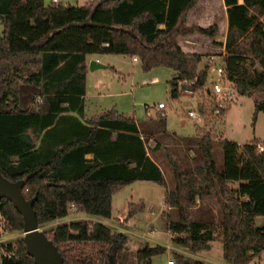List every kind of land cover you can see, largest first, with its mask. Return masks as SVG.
Instances as JSON below:
<instances>
[{
    "label": "trees",
    "instance_id": "16d2710c",
    "mask_svg": "<svg viewBox=\"0 0 264 264\" xmlns=\"http://www.w3.org/2000/svg\"><path fill=\"white\" fill-rule=\"evenodd\" d=\"M197 2L90 0L71 5L0 0V173L12 181L24 179L25 198L37 194L33 209L39 226L73 214L110 218L117 188L137 179L152 180L165 186L164 203L177 211V219L167 220V228L182 234L173 238L179 246L197 252L209 249L217 239L229 264H248L264 250V225L255 223L256 217H264V148L259 150L253 139L243 143L240 152L237 141L217 136L205 126L212 120L214 103L207 92L208 76L198 69L202 54L186 52L178 43L182 35L213 36L217 31L215 24H187ZM223 2L228 20L227 74L238 95L252 97L255 113L264 112V0ZM244 36L250 39V52L260 58L261 69L247 66L245 52L236 43ZM94 52L137 56L145 70L157 65L173 68L177 73L170 80L172 96H177V78L197 77L192 87L207 97L197 106L204 116V127L197 128L203 161L182 169L169 157L172 188L166 187L162 171L147 154L133 117L115 109L85 120L68 113L83 111L85 55ZM37 95L45 96L46 110L38 107ZM29 129L40 134L37 145ZM216 138L223 153L221 169L213 153ZM87 153L92 156L86 157ZM206 193L214 195L223 213L217 230L193 220L189 212L195 197ZM134 213L129 209L127 217ZM0 216L5 231L22 232V216L5 197L0 198ZM44 233L65 264H120L125 257L126 235L100 222L74 221ZM84 242L91 243L95 260L74 255L73 244ZM5 251L2 264H34L22 239L8 244ZM164 252L160 245H146L136 252V259L153 264L152 258ZM173 258L205 264L178 253Z\"/></svg>",
    "mask_w": 264,
    "mask_h": 264
},
{
    "label": "rangeland",
    "instance_id": "374dc122",
    "mask_svg": "<svg viewBox=\"0 0 264 264\" xmlns=\"http://www.w3.org/2000/svg\"><path fill=\"white\" fill-rule=\"evenodd\" d=\"M44 1L48 3L51 0ZM88 1L90 0H61L62 3L71 5H83ZM187 24L204 27L217 25V31L213 36L194 32L182 35L178 39L181 48L202 54L198 69H203L205 61L212 56L216 60L224 54L225 58L228 56L229 51L225 47L228 24L223 0H198L187 15ZM249 40L248 36H244L236 43L245 52L247 66L251 69H261L260 58L249 50ZM85 56L88 68L91 60L104 65L94 70L87 68L85 89L89 111L115 109L138 121L142 127L147 150L162 169L167 186L170 188L173 186L169 157L177 161L181 167L192 168L201 164L199 151L193 143L195 138L185 140L183 147L170 136L155 135L153 132L155 129H166L174 132L176 136H195L196 124H198L197 128H203V123L188 116L186 112L190 108L196 110L198 103L207 98L202 92L193 96L185 94L172 96L170 80L175 75V71L171 67L157 65L145 70L140 60L133 61L132 56L117 53L94 52ZM27 71L28 69L24 73L26 74ZM158 102L166 105L165 115H160L157 109ZM209 118L212 120H209L205 126L213 128L217 136L227 137L239 143L257 139V143L264 146V112L255 113L251 96L237 94L219 120H215L211 115ZM147 131L149 135L146 134ZM218 142L217 138L214 139L213 153L220 167V142ZM156 143L160 144L158 148ZM189 144L191 150L188 148ZM163 191V186L155 181L135 180L113 192L110 218L98 216L93 219V216L84 214L90 219H81L76 216L77 214H73L69 215L67 220H55L40 226V229L44 232L51 231L58 225L74 221L100 222L112 231L122 232L127 237L122 250L125 257L119 259L120 264H140L137 262L136 252L146 245H160L165 248L164 253L152 258L153 264H166L167 259H174V253L190 256L205 264H229L223 258L222 242L217 239L210 243L209 249L197 252L174 242L173 238L182 234L168 230L167 220H176L178 214L175 210H169L167 205L166 207L163 205ZM190 208L189 212L193 220L209 223L216 230L223 220L222 210L212 193L196 196ZM129 209L135 210V213L128 218ZM255 223L257 226L264 225V217H256ZM9 233L3 229V220H1L0 253H6L8 244H13L23 237L22 232L14 231V236H8ZM73 248L76 256L83 255L93 260L96 258L95 250L89 242L73 244ZM257 262H264V250L254 256L248 264Z\"/></svg>",
    "mask_w": 264,
    "mask_h": 264
},
{
    "label": "water",
    "instance_id": "95a60500",
    "mask_svg": "<svg viewBox=\"0 0 264 264\" xmlns=\"http://www.w3.org/2000/svg\"><path fill=\"white\" fill-rule=\"evenodd\" d=\"M101 66L102 64L96 60H91L89 63L91 70ZM23 186L24 179L12 181L0 173V198L5 197L10 200L22 216V240L27 254L33 258L34 264H65L57 247L40 229L33 209L37 194L31 198H25L22 192Z\"/></svg>",
    "mask_w": 264,
    "mask_h": 264
},
{
    "label": "built area",
    "instance_id": "2783aa9c",
    "mask_svg": "<svg viewBox=\"0 0 264 264\" xmlns=\"http://www.w3.org/2000/svg\"><path fill=\"white\" fill-rule=\"evenodd\" d=\"M54 2H60V0H52ZM225 54L219 56V60H216L210 57L207 63L204 66V70L208 76V85L207 92L211 95V98L214 103V108L211 113L212 118L219 120L225 110L231 105L234 101L237 90L233 85L231 79L229 78L226 68H225ZM197 77L193 78H177V90L185 95L193 96L196 95L197 90L192 87L196 83ZM40 100V97L37 98V101ZM166 105L163 102H158L157 109L159 110L160 115H165ZM187 115L196 119L199 122L204 121V116L199 110L188 109ZM264 146L258 144V149L263 150ZM74 203H71V208H73ZM249 255H252V251H248ZM6 256V253H0V264H2L3 257ZM166 264H184L175 259H167ZM256 264H264V262H257Z\"/></svg>",
    "mask_w": 264,
    "mask_h": 264
},
{
    "label": "crops",
    "instance_id": "0c3cea01",
    "mask_svg": "<svg viewBox=\"0 0 264 264\" xmlns=\"http://www.w3.org/2000/svg\"><path fill=\"white\" fill-rule=\"evenodd\" d=\"M61 1V0H60ZM239 1H241V0H239ZM224 3V2H223ZM225 5V4H224ZM225 7H226V5H225ZM226 14H227V12H226ZM227 24H228V20H227ZM180 44V43H179ZM225 44H226V42H225ZM181 46V45H180ZM182 47V46H181ZM184 51H186V52H192V51H189V50H185L184 48H182ZM132 59H133V61H137V60H139L138 58H137V56H132ZM207 63V61H205V63L203 64V66H205V64ZM104 65H102L101 67H103ZM88 68V67H87ZM98 68V67H97ZM89 69V68H88ZM91 70V69H90ZM94 70V69H93ZM175 71V70H174ZM176 71H175V75H176ZM174 75V76H175ZM174 76L172 77V79L174 78ZM171 88V87H170ZM171 90V89H170ZM178 94H183V93H181V92H179L178 90H177V95ZM38 97H40V100L39 101H37V98ZM81 98H82V101H83V111H82V113L81 114H79L77 111H68V113H71V114H73V115H76V116H78L81 120H85V119H87V118H90V117H92L94 114H96L97 112H100L101 110H104V109H99V110H96V111H94V112H91V111H89V109H88V106H87V103H86V89H85V93L83 94V95H81ZM36 102H38V107L41 109V110H46L47 109V102H46V99H45V96L44 95H37V97H36ZM31 103L30 104H28V106H30L31 107ZM62 106H67V102H63L62 103ZM137 122V125H138V128H139V133H140V136H141V138L143 139V132H142V127L140 126V123L138 122V121H136ZM197 126H198V124H196V135L195 136H192V137H182V136H176L175 135V133L174 132H169V131H167L166 129H163V130H158V129H155L154 130V132H153V134H157V135H161V136H167V137H171L172 139H175L176 141V143L177 144H180L181 146H183V143H184V141L185 140H188V139H190V138H195V140H194V144L196 145V147H197V150L199 151V154H200V162L202 163V161H203V156H202V153L200 152V150H199V148H198V144H197V138H198V135H197ZM146 129H147V127H146ZM28 133L30 134V136L33 138V140H34V143L37 145L38 144V142H39V138H40V134H38L37 132H35V131H33L32 129H29L28 130ZM147 135H149L150 133H149V131H147V133H146ZM227 138V137H226ZM192 143V144H193ZM219 143V142H218ZM239 143V142H238ZM220 144V143H219ZM242 144L243 143H239V145H240V147H239V151L241 152L242 150ZM157 146V147H156ZM156 148H158L159 146H160V144L159 143H156ZM189 147V150H191V146H190V144L188 145ZM183 147H185V146H183ZM146 150H147V147H146ZM213 150H214V143H213ZM147 154L149 155V157L158 165V163L155 161V159H153L151 156H150V154H149V152H148V150H147ZM219 154H220V159H221V166L219 167L218 166V164H217V167L219 168V169H221L222 168V165H223V153H222V147H221V144H220V150H219ZM86 157H91L92 156V153H87L86 155H85ZM181 156V155H180ZM17 158V156H12L11 157V159H13V160H15ZM217 163V162H216ZM179 164V163H178ZM134 164L132 163V166H133ZM180 166V165H179ZM158 167L160 168V166L158 165ZM181 167V166H180ZM194 167V166H193ZM182 169H187L186 167H181ZM189 168V167H188ZM160 170L162 171V169L160 168ZM162 174H163V171H162ZM163 176H164V174H163ZM173 176V175H172ZM164 179H165V177H164ZM137 180H140V179H137ZM135 181V180H134ZM163 186V185H162ZM173 186H174V179H173ZM172 186V187H173ZM166 187L167 188H170L169 186H167L166 185ZM171 187V188H172ZM163 188H164V191L163 192H165V186H163ZM163 200H164V195H163ZM163 205H165V207H166V204L165 203H163ZM169 210H175L176 211V209L175 208H171V207H167ZM189 210H191V208L189 209ZM177 212V211H176ZM75 216V215H74ZM78 218H81V219H88L89 217H85L84 216V214H77L76 215ZM91 216V215H90ZM76 217V218H77ZM95 217H98V216H93V219L95 218ZM69 218V216H66V217H64V218H61V219H57V220H60V221H63V220H67ZM92 218V217H91ZM90 219V218H89ZM2 220V218H1V216H0V221ZM200 222H202V221H200ZM8 236H14V232H10L9 233V235Z\"/></svg>",
    "mask_w": 264,
    "mask_h": 264
}]
</instances>
